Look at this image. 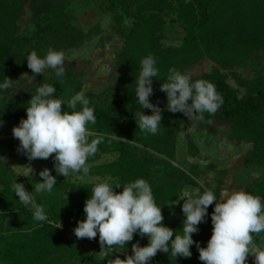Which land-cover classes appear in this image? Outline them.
<instances>
[{
  "label": "trees",
  "instance_id": "1",
  "mask_svg": "<svg viewBox=\"0 0 264 264\" xmlns=\"http://www.w3.org/2000/svg\"><path fill=\"white\" fill-rule=\"evenodd\" d=\"M75 1L0 0V83L5 77L14 81L8 90L0 89V121L18 126L26 119L28 102L43 83L54 86L53 98L65 102L78 93L84 94L83 76L64 65L63 77H56L54 70L48 68L25 83L21 90H15L19 77L33 76L26 60L32 51L43 58L49 48L69 55L84 43L96 50L108 47L109 55L103 54V59L111 58L110 66H106L111 81L113 85H126V88L118 96L103 97L101 103L93 100V96L88 97L89 107L94 109L96 117V123H89L88 128L95 136H102L103 142L98 145L97 153L88 159L87 164L93 166L85 176L102 179L76 183L71 174L66 178L58 175L53 155L49 170L57 183L51 193L37 194L35 184L43 182V178L22 176L6 165L1 156L15 157L19 144L0 140V264H108L117 256L125 259L132 255L134 243L146 246L149 238L139 233L124 247L104 249H101L99 234L91 240L75 236L78 222L86 219L84 206L92 187L104 181L121 184L119 188L114 187L118 193L123 191L124 184L137 179L147 181L157 206L162 209L163 224L174 230L173 239L176 232L182 235L184 200L169 204L185 191L194 189L201 193L208 189L217 199L221 198L228 183L226 171H218L210 178L202 175L197 133L225 135L231 144L247 151L246 164L264 167V78H249L244 74L249 62L264 53V0H102L98 15L85 16L88 19L85 26L84 15L73 12L71 4ZM20 21H23L21 26ZM169 21H176L183 30L179 46L164 44L168 39ZM150 54L156 60L159 74L152 80L153 95L149 99L163 109L161 125L155 135L142 132L135 117L138 111L152 114L151 109H141L135 92L141 61ZM208 59L213 65L192 76L191 81L203 79L215 85L223 99L215 115L204 112L202 117L196 114L189 120L182 112L168 111L167 94L160 89L161 84L167 82L169 69L188 74ZM81 107L77 103L75 110ZM62 110L72 111L66 104L62 105ZM169 133L175 134L169 137L173 140L166 138ZM95 136H90L89 140ZM181 136L186 156L182 160L177 157L178 151H174L177 138L181 140ZM137 145L145 150L153 149L164 157L156 162L158 181H151L153 165L142 161ZM110 152L116 153L117 159L96 164ZM189 158L193 160L188 163ZM173 161L186 164V170L174 166ZM197 179H203L205 187ZM14 182L22 183L37 204L43 206L46 221L35 220L33 210L19 202L12 189ZM245 188V192L259 196L264 203V180H252ZM215 203L208 207L198 232L192 235L200 247H207L211 238ZM253 236L254 243L264 247V233ZM86 243L92 244V248H87ZM190 251V258H174L170 252H158L149 264H203L195 243Z\"/></svg>",
  "mask_w": 264,
  "mask_h": 264
},
{
  "label": "clouds",
  "instance_id": "2",
  "mask_svg": "<svg viewBox=\"0 0 264 264\" xmlns=\"http://www.w3.org/2000/svg\"><path fill=\"white\" fill-rule=\"evenodd\" d=\"M26 60L33 78L48 68L54 70L56 77L64 76L63 51L49 48L43 58L32 51ZM155 64L156 60L151 54L142 59L135 89L141 109H151L152 113L146 115L143 111L136 112L137 125L142 132L153 135L159 131L163 111L149 99L153 95L152 80L159 74ZM13 82L5 77L0 89L8 90ZM160 90L167 94V110L182 112L189 120L194 119L196 114L202 117L204 112L215 115L223 103L222 96L212 82L203 79L192 82L189 75L182 74L176 68L169 69L167 82L161 84ZM55 92L54 86L43 83L32 95L26 109L27 118L12 129L14 138L19 140L18 151L25 153L30 161L46 160L54 154L56 173L65 178L70 172L88 175L90 169L87 161L97 153L98 145L103 142L102 136H95L88 128L89 123H96L94 109L89 107L90 101L83 93L65 102L53 98ZM77 103L82 106L79 111L75 110ZM65 104L72 109L71 112L62 110ZM208 122L211 123V120ZM90 136L95 138L89 140ZM29 173L33 174L31 167ZM39 175L43 182L35 184V193H51L57 183L56 177L47 168L40 171ZM120 186L108 181L94 185L84 206L86 219L78 222L74 229L79 239L91 240L99 234L101 249L124 247L133 240L135 233L149 238L146 246L141 247L138 242L132 244V255L125 259L117 256L109 260L108 264H149L158 252H170L174 258H190V248L194 243L203 264H247L249 255L254 256L255 264H264V247L257 246L253 236L264 233V203L259 196L243 190L226 193L224 199L215 203L211 215L212 235L207 247H200L192 235L198 232V225L207 216L208 207L217 201L213 191H185L178 200L169 204L184 200L182 235L176 232L173 239L174 230L163 224L162 209L154 200L150 184L144 179H137L124 184L122 192H115L114 187ZM12 189L19 197V202L33 210L35 220H47L43 206L37 204L22 183L14 182Z\"/></svg>",
  "mask_w": 264,
  "mask_h": 264
},
{
  "label": "rangeland",
  "instance_id": "3",
  "mask_svg": "<svg viewBox=\"0 0 264 264\" xmlns=\"http://www.w3.org/2000/svg\"><path fill=\"white\" fill-rule=\"evenodd\" d=\"M102 3V0H76L75 3L71 4L73 8V12L77 15H84L83 22L84 26L86 22L88 21L85 16H93L95 13H100L97 8H100V4ZM93 12V13H92ZM23 21H20V26L22 25ZM30 23L29 21L26 23L28 25ZM28 28V26L25 25V28ZM167 33H168V39L164 41V44L169 45H175L179 46L181 45V41H183V30L179 26V24L175 21H169L167 23ZM35 45L34 43H32ZM76 52H73L72 54H66L65 55V67H71L74 72L81 74L83 76V80L85 81V91L84 96L86 98L93 96V100H95L98 103H101L103 100V97H113L120 95L124 89L126 88V85L124 87H120L118 84L113 85L114 83L111 81V76L109 73V69L106 68L109 62L111 63V58L108 60L103 59V54L109 55L108 47L101 48L99 50H96L94 48H90V46L87 43H84L81 45L78 49H76ZM105 64V65H104ZM210 65H213V63L210 62L208 59V62L203 60L200 62V64L196 65L195 68L190 70L187 75L190 77H194L202 73L203 71L208 70L210 68ZM11 66V64H10ZM249 69H246L244 72L245 77L249 78H264V53L260 54L255 57L254 60L249 62L248 65ZM28 74V73H27ZM33 77H30L29 75L25 78L19 77L14 89L15 90H21L25 83L31 82ZM113 80V79H112ZM23 82V83H22ZM92 99V98H91ZM15 125L12 122H3L0 124V140L1 141H10L19 144V140L14 138L12 129L15 127ZM187 132V131H186ZM172 135H175L173 133H169V136H167V139H171ZM196 142L199 145V148L201 149V153L199 154L198 160L200 159L201 167L204 169L202 172L203 176H207L210 178V176L217 175L218 171H226L228 173V183L227 187H225L226 191L222 193L221 198H218L216 202L221 201L225 198V194H230L233 191H245L246 185L252 180H264V167H260L257 165H248L247 162V156H246V150L243 149L241 146L236 147L233 144H231L225 135H222L221 133H216L213 135L208 134H200L197 133L195 135ZM178 139V145L174 143V147L176 148L174 151L177 152V157L183 159V157H186L183 152L182 143L184 137L181 136V140ZM175 138V141L177 140ZM173 140V139H171ZM180 140V142H179ZM137 147L141 150L137 153L141 155L142 161H149L147 163L152 164L153 166V174L151 175V181L156 182L159 180V173H158V165L156 164L157 161H159L158 152L154 151L153 149L145 150L144 147L137 145ZM145 150V151H144ZM245 151V152H244ZM148 152V154H146ZM54 155V154H53ZM164 158V157H162ZM1 159L4 161L6 165H8L10 168H12L17 174H20L22 176H30V177H40L39 173L43 169L47 168L49 169L52 165L50 163L51 157L48 159H36V160H29L27 155L23 153L22 151H19L15 157L10 156H1ZM117 159V154L110 152L107 154H104L101 157V160L96 162L97 165L101 163H106L109 161H114ZM193 160L192 158L188 159V163ZM174 166L178 167L180 170H186L187 165L182 164L181 161L174 162ZM89 168H92V164H87ZM29 167L33 169V174L29 173ZM158 173V174H157ZM70 177L72 178L73 182L76 183H93L97 181H101V177L98 176H85L81 173H71ZM198 183L205 187L203 183V179H197ZM1 190V188H0ZM181 206V205H180ZM177 208L176 210L180 209ZM87 248H92V244L86 243Z\"/></svg>",
  "mask_w": 264,
  "mask_h": 264
},
{
  "label": "crops",
  "instance_id": "4",
  "mask_svg": "<svg viewBox=\"0 0 264 264\" xmlns=\"http://www.w3.org/2000/svg\"><path fill=\"white\" fill-rule=\"evenodd\" d=\"M247 264H255V258L252 255H249L247 258Z\"/></svg>",
  "mask_w": 264,
  "mask_h": 264
}]
</instances>
